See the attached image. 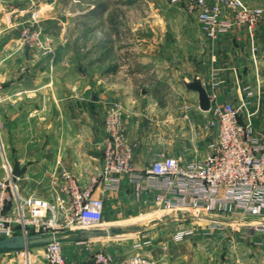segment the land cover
Listing matches in <instances>:
<instances>
[{"label": "crops", "instance_id": "crops-1", "mask_svg": "<svg viewBox=\"0 0 264 264\" xmlns=\"http://www.w3.org/2000/svg\"><path fill=\"white\" fill-rule=\"evenodd\" d=\"M243 1L264 10V0ZM9 3L0 0V179L7 166L13 169L18 160L24 168L20 177L14 176L20 195L53 202L57 191L52 180L60 183L64 170L72 172L82 185L89 183L90 175L98 173L102 165L104 115L113 101L123 104L133 164L138 170L151 166L160 154L181 157L184 164L202 160L216 133L208 122L210 112L199 106L198 93L183 83L196 74H200L211 104L237 105L248 90L254 91L261 108L253 123L264 137V20L253 40L243 29H232L213 42L206 39L203 66L188 72L186 66L177 65L176 57L183 58V42L189 40V68L197 64L199 24L183 6L169 0L140 3L149 11L137 18L134 9L139 3H123L124 32L119 30L121 24L107 18L105 35L87 31L82 24L72 31V18L65 8L56 10L55 1L39 4L38 0L35 14ZM14 10L27 13L14 17ZM86 13L77 12L78 21ZM96 13L90 11V16ZM34 17L51 36L49 54L26 47L19 39L22 26ZM159 192L158 188L138 192L128 176L120 178L115 191H105L100 184L94 194L104 200L101 228L123 232L90 240L91 249L105 250L117 261L138 252L154 264H187L179 247L190 243V235L182 242L172 238L179 249L167 250V239L161 234L166 223L187 224L208 216L193 210L166 212L155 202ZM239 222L236 228L245 231L249 222ZM253 234L254 240H242L246 237L237 234L238 260L232 257L233 249L226 240L228 260L224 264H264V231L256 228ZM74 240L85 252L65 246L64 254L83 262L89 252ZM16 254L14 250L1 252L0 264L18 261L21 257Z\"/></svg>", "mask_w": 264, "mask_h": 264}, {"label": "built area", "instance_id": "built-area-1", "mask_svg": "<svg viewBox=\"0 0 264 264\" xmlns=\"http://www.w3.org/2000/svg\"><path fill=\"white\" fill-rule=\"evenodd\" d=\"M169 1L195 16L202 35L211 42L232 29L245 30L253 40L258 25L264 20L262 8L250 7L243 0ZM19 39L26 47L42 54L53 50L51 36L37 17L22 26ZM260 108L252 90L237 105L214 102L208 122L216 138L207 145V154L202 160L184 164L181 157L160 154L151 166L138 170L133 164L123 104L113 101L104 115L102 165L98 173L90 175L87 185L64 170L60 183L52 180L57 191L53 202L38 196H22L12 168L7 166L6 175L0 179V238L101 228L104 200L102 196H95L94 191L100 184L105 191L117 190L122 176H128L138 192L158 188L155 202L166 212L193 210L196 214L214 213L225 216L223 221L237 222L253 217L257 219L256 228L264 231V137L253 123ZM151 180L160 182L155 185ZM221 220L209 221L203 231L211 234L224 224ZM195 232L196 228L181 223L173 239L182 242ZM78 243L84 244L89 252L83 262L68 261L62 241H55L39 248L14 250L23 258L12 264H36L32 260L35 250H41L37 258L45 264H154L151 258L138 252L117 261L105 250L91 249L90 240Z\"/></svg>", "mask_w": 264, "mask_h": 264}, {"label": "rangeland", "instance_id": "rangeland-1", "mask_svg": "<svg viewBox=\"0 0 264 264\" xmlns=\"http://www.w3.org/2000/svg\"><path fill=\"white\" fill-rule=\"evenodd\" d=\"M46 1H55V8L57 9H64L68 16L72 18V31H75L77 28H79V24L86 25V30L87 31H92L96 32L99 34H104L106 33L105 31V20L108 18H112L109 21H113L114 23H119L121 24L122 21L126 24L125 20V9L122 8L123 3L125 2H132L134 1L135 3H139L136 5L134 11L135 15L134 18L140 17L143 12H148L147 6L146 9L143 8V6L140 3H146V2H159V1H168V0H39V4L42 2ZM10 2V5H21L22 7H26L25 9H29L32 11L34 14L37 11V3L38 0H8ZM106 6L108 10L101 11L102 7ZM92 8V9H91ZM28 10V12H29ZM86 10V17H81L82 19L78 21L80 18L76 16L77 12ZM97 10L99 13L92 14L90 16V11ZM44 26L42 22H40ZM45 27V26H44ZM121 29L120 32H124V26L122 24L120 25ZM123 28V29H122ZM200 30V28H199ZM46 31V27H45ZM47 32V31H46ZM48 34V32H47ZM107 34V33H106ZM198 46H199V54H198V62L197 64L193 63V68L190 69V41L184 39V56L183 58L181 57H176V62L177 65L181 66H186L188 68V72H192L194 70H198L203 66V60H204V55L205 51L207 48L208 41L204 38L202 35L201 31L199 32V37H198ZM194 59V57H193ZM190 67V68H189ZM205 216V215H204ZM223 215H217V214H209L207 220H202V219H197L194 221H190L191 223H187L189 227H194L196 228V232L193 235H190L188 238L189 243L185 247H179L175 245L174 241H171L173 238V234L178 230L179 225L177 222H172V223H166L165 229L163 230L164 235L161 234V237H165L166 240V245H168L167 250L179 249L180 253L179 255H183L184 258V263H192V261H196L197 264H224L228 260V255L226 254V240H227V245H230V247L235 251H237L238 245H237V234H240L242 240H254L255 235L253 234V231L256 229L255 227L257 219L256 218H248L247 221L249 222V225H244L246 230L243 231L242 229L244 227H241V229H237L236 226H239L238 220H230L227 219L225 221L221 220L223 219ZM219 219L221 220L224 224L221 225L219 230H214L211 234L205 233L203 230L206 228L207 223L209 221ZM157 232V231H155ZM64 233L70 234L69 237L65 238L62 240V248H63V253H64V248L65 246H69L71 250L76 251V253H83L85 252V249H82L83 245L76 244V240H74V235L73 232L69 231V229L64 230ZM236 233V234H234ZM156 235V234H155ZM138 236H142V233H139ZM157 236V235H156ZM248 236V237H247ZM239 238V236H237ZM121 238V237H118ZM141 238V237H140ZM251 238V239H249ZM187 239V237L185 238ZM184 239V240H185ZM110 240V239H108ZM183 240V241H184ZM254 242V241H253ZM255 243V242H254ZM255 245V244H254ZM81 247V248H80ZM167 247V246H166ZM232 250V257L234 259L238 260L239 252L233 251ZM41 250H35L32 253V260L35 262H38L40 264H43L42 262L39 261L37 258L39 255H41ZM19 257L23 258L21 254H16ZM65 255V254H64ZM66 256V255H65ZM67 257V256H66ZM68 261L74 262L71 258H68ZM232 261V260H231ZM75 263V262H74ZM233 263V262H232ZM231 263V264H232ZM236 264H238L236 262Z\"/></svg>", "mask_w": 264, "mask_h": 264}, {"label": "water", "instance_id": "water-1", "mask_svg": "<svg viewBox=\"0 0 264 264\" xmlns=\"http://www.w3.org/2000/svg\"><path fill=\"white\" fill-rule=\"evenodd\" d=\"M27 13L24 10H14L11 16H23ZM184 85L198 93L199 106L203 111H209L211 108V101L206 88L203 85L200 74H196L192 80L183 79ZM24 173V168L19 166L18 160H15V165L12 169L13 176L20 177ZM123 232L121 229L115 228H97V229H82L74 232V238L78 241L92 240L100 237L116 236ZM66 233H35V234H16L0 238V253L7 250H29L46 246L55 241H62L69 237Z\"/></svg>", "mask_w": 264, "mask_h": 264}, {"label": "trees", "instance_id": "trees-1", "mask_svg": "<svg viewBox=\"0 0 264 264\" xmlns=\"http://www.w3.org/2000/svg\"><path fill=\"white\" fill-rule=\"evenodd\" d=\"M105 9H106V7L104 6L103 9H102V11H105Z\"/></svg>", "mask_w": 264, "mask_h": 264}]
</instances>
